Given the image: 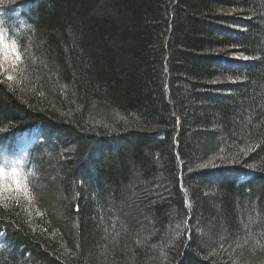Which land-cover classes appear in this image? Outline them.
I'll return each instance as SVG.
<instances>
[{"label":"trees","instance_id":"1","mask_svg":"<svg viewBox=\"0 0 264 264\" xmlns=\"http://www.w3.org/2000/svg\"><path fill=\"white\" fill-rule=\"evenodd\" d=\"M0 26V155L37 126L0 264H264V0H0Z\"/></svg>","mask_w":264,"mask_h":264},{"label":"clouds","instance_id":"2","mask_svg":"<svg viewBox=\"0 0 264 264\" xmlns=\"http://www.w3.org/2000/svg\"><path fill=\"white\" fill-rule=\"evenodd\" d=\"M17 39L7 28L0 26V65L20 61ZM35 172L26 157L0 159V206L8 201L35 202L32 178Z\"/></svg>","mask_w":264,"mask_h":264},{"label":"rangeland","instance_id":"3","mask_svg":"<svg viewBox=\"0 0 264 264\" xmlns=\"http://www.w3.org/2000/svg\"><path fill=\"white\" fill-rule=\"evenodd\" d=\"M31 59H32V57H31ZM3 65H4V64H3ZM3 65H0V66H2V68H3ZM6 65H8V62H5V66H6ZM30 142H31L30 140H27V141H25V140H21L20 143H19V145L22 146V147H24V146H27ZM15 147H16V145H15ZM48 159L51 160V157H48ZM37 185H38V187H39V185H40L39 182H38ZM37 185H36V186H37ZM40 186H42V183H41ZM109 234H110V233H109ZM259 247H261V246H259ZM262 247H263V246H262Z\"/></svg>","mask_w":264,"mask_h":264},{"label":"snow or ice","instance_id":"4","mask_svg":"<svg viewBox=\"0 0 264 264\" xmlns=\"http://www.w3.org/2000/svg\"><path fill=\"white\" fill-rule=\"evenodd\" d=\"M21 60V59H20ZM13 79L12 76H8V80L11 81Z\"/></svg>","mask_w":264,"mask_h":264}]
</instances>
